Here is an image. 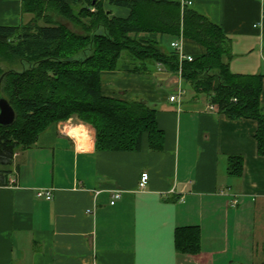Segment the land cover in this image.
Returning <instances> with one entry per match:
<instances>
[{"label":"crops","instance_id":"0c3cea01","mask_svg":"<svg viewBox=\"0 0 264 264\" xmlns=\"http://www.w3.org/2000/svg\"><path fill=\"white\" fill-rule=\"evenodd\" d=\"M155 1L189 2L219 26L232 40L231 71L262 76L264 104V0ZM107 8L115 17L130 15ZM32 18L22 0H0V26L18 27ZM158 39L170 41L172 51L179 43L193 58L206 53L184 38ZM148 70L106 72L102 91L155 109L163 150L151 151L145 135L139 152L101 151L91 125L71 126L88 129L83 139L68 135L62 122L50 125L33 147L17 151L9 185L0 186V264H264L258 123L211 110L210 98L195 95L178 73L159 65ZM178 86L185 90L179 104L170 102ZM230 158L241 159L239 175L229 174ZM145 172L150 178L141 190ZM40 190L53 199L38 198ZM116 193L121 198L111 205ZM193 227L200 251H179L177 231Z\"/></svg>","mask_w":264,"mask_h":264},{"label":"trees","instance_id":"16d2710c","mask_svg":"<svg viewBox=\"0 0 264 264\" xmlns=\"http://www.w3.org/2000/svg\"><path fill=\"white\" fill-rule=\"evenodd\" d=\"M107 6L128 9L130 15L115 17ZM22 9L33 15L31 21L0 26V92L16 114L12 125L0 126V186L9 185L17 151L33 147L50 125L74 117L95 129L97 150L139 152L147 135L150 150L162 151L164 133L155 109L102 91L106 72L142 73L156 65L172 74L181 69L184 84L209 97L227 118L255 120L258 152L264 156L262 76L231 71L232 40L189 2L22 0ZM158 36L193 41L206 53L180 63L178 52H166ZM240 172L241 159L230 158L229 174ZM176 245L181 252L198 253L199 229L178 230Z\"/></svg>","mask_w":264,"mask_h":264},{"label":"built area","instance_id":"2783aa9c","mask_svg":"<svg viewBox=\"0 0 264 264\" xmlns=\"http://www.w3.org/2000/svg\"><path fill=\"white\" fill-rule=\"evenodd\" d=\"M190 4V3H189ZM172 47L175 48L179 54V58H180V63L184 62V61H188V62H192L194 60L193 57L191 56H187L185 55L181 50H180V46L179 43H173ZM178 74L181 76V69L179 70ZM185 94V90L181 87L178 86L176 93L170 97V102L172 103H180V99L181 97ZM211 110H214L215 107L212 105L209 107ZM149 174L148 173H143L141 176V181L139 184V188L141 190H145L147 187V184L149 182ZM37 197L41 198V199H45V200H52L53 199V195L50 191L47 190H40L37 193ZM121 198V193H116L113 197V200L111 201V205H115L117 200H119Z\"/></svg>","mask_w":264,"mask_h":264},{"label":"water","instance_id":"95a60500","mask_svg":"<svg viewBox=\"0 0 264 264\" xmlns=\"http://www.w3.org/2000/svg\"><path fill=\"white\" fill-rule=\"evenodd\" d=\"M16 118L15 111L10 103L0 92V126H10Z\"/></svg>","mask_w":264,"mask_h":264},{"label":"rangeland","instance_id":"374dc122","mask_svg":"<svg viewBox=\"0 0 264 264\" xmlns=\"http://www.w3.org/2000/svg\"><path fill=\"white\" fill-rule=\"evenodd\" d=\"M170 44H171L170 41H168V42L162 44V47L164 48L165 51H168V52H171V51H172V49H171V47H170ZM131 67H134V65L132 64ZM62 123H64V125H66V126H68V127H71V126H73V125H80V124L85 123V122H82V121L79 120L77 117H74V118H71L70 120H68V121H66V122H62ZM68 127H67V128H68ZM66 130H67V129H66Z\"/></svg>","mask_w":264,"mask_h":264},{"label":"bare ground","instance_id":"6f19581e","mask_svg":"<svg viewBox=\"0 0 264 264\" xmlns=\"http://www.w3.org/2000/svg\"><path fill=\"white\" fill-rule=\"evenodd\" d=\"M79 127H80V126H79ZM79 127L77 126V128H79ZM77 128H75V129H77ZM75 129H73L72 127H70L69 130H68V132L72 133V132H74ZM85 131L88 133V129L83 128V129H81V131H80L79 133H77V134H75V135H73V136H76V137H82V139H83V134H84ZM78 134H79V135H78Z\"/></svg>","mask_w":264,"mask_h":264},{"label":"clouds","instance_id":"9594fccd","mask_svg":"<svg viewBox=\"0 0 264 264\" xmlns=\"http://www.w3.org/2000/svg\"><path fill=\"white\" fill-rule=\"evenodd\" d=\"M83 128H84V126L81 125L79 128L75 129L74 132H72V133H68V135L73 136V135L79 133V132L81 131V129H83ZM84 135L87 136L88 133L85 131V132H84Z\"/></svg>","mask_w":264,"mask_h":264}]
</instances>
